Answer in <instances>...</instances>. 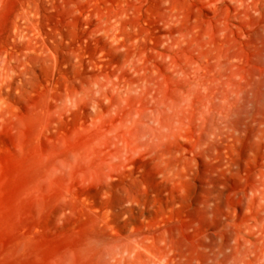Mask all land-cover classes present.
Segmentation results:
<instances>
[{
    "label": "bare ground",
    "instance_id": "obj_1",
    "mask_svg": "<svg viewBox=\"0 0 264 264\" xmlns=\"http://www.w3.org/2000/svg\"><path fill=\"white\" fill-rule=\"evenodd\" d=\"M164 4L153 29L121 15L98 26L119 67L96 64L83 96H61L104 112L107 127L88 153L43 162L41 185L76 170L125 179L121 201L141 220L96 241L93 264H264V0ZM18 35L29 50L26 24Z\"/></svg>",
    "mask_w": 264,
    "mask_h": 264
},
{
    "label": "rangeland",
    "instance_id": "obj_2",
    "mask_svg": "<svg viewBox=\"0 0 264 264\" xmlns=\"http://www.w3.org/2000/svg\"><path fill=\"white\" fill-rule=\"evenodd\" d=\"M164 7V0H0L7 66L0 77V264H60L65 254L93 264L96 241L123 240L140 222L139 208L121 201L126 181L119 175L92 181L76 170L45 186L41 177L43 162L86 154L107 127L104 112L81 103L64 108L61 96L75 88L83 96L79 86L96 64L119 67V53L95 34L98 26L121 15L131 30L153 29ZM23 24L27 51L18 35Z\"/></svg>",
    "mask_w": 264,
    "mask_h": 264
}]
</instances>
